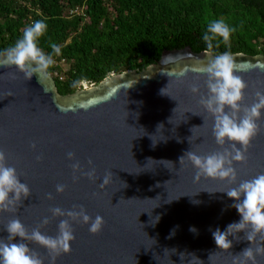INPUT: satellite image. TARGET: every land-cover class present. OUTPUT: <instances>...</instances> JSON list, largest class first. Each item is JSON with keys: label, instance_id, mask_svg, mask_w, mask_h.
<instances>
[{"label": "water", "instance_id": "95a60500", "mask_svg": "<svg viewBox=\"0 0 264 264\" xmlns=\"http://www.w3.org/2000/svg\"><path fill=\"white\" fill-rule=\"evenodd\" d=\"M232 54L241 65L236 74L248 84L242 104L250 106L255 93L264 92V54ZM205 61L204 51L189 46L164 50L157 63L140 71L112 74L65 95L49 73L39 81L35 74L26 79L15 66H0V149L31 192L15 212H0V238L8 236L12 219L31 232L45 217L49 223L40 231L55 237L59 222L68 218L54 217L50 209L83 205L91 217L104 218L103 228L92 234L89 225L72 221L71 251L55 264H232V256L251 242L240 232L239 241L229 237L233 246L224 251L212 232L241 219L226 191L264 173V110L246 162H233L236 181H195L197 169L179 158L187 151L223 150L213 136L214 118L198 103L208 93L206 74L198 71ZM77 161L83 171L94 167L95 179L78 171L74 181L71 165ZM109 172L112 179L101 188ZM58 184L66 185L63 193ZM29 247L50 264L46 248ZM257 262L264 264V256Z\"/></svg>", "mask_w": 264, "mask_h": 264}, {"label": "clouds", "instance_id": "9594fccd", "mask_svg": "<svg viewBox=\"0 0 264 264\" xmlns=\"http://www.w3.org/2000/svg\"><path fill=\"white\" fill-rule=\"evenodd\" d=\"M47 28L48 25L44 20L34 21L25 27L21 38L13 46L0 52V66L4 68L15 66L26 79H31L35 74L40 81L47 76V70L54 63L53 56L45 54L38 46V40L45 35ZM237 30V27L228 25L223 19L211 20L203 34V40L207 45L204 50L206 61L198 71L206 74L205 83L208 93L206 96L201 95L198 103L214 118L213 136L216 144L223 150L207 155H198L193 151H187L179 158L181 165L190 162L197 169L195 181L204 177L228 179L234 183L237 174L233 162H246V153L251 142L261 130L258 121L261 119L262 110H264V92L257 91L254 102L250 106L243 105L244 90L248 84L242 76L236 74L241 65L229 51L220 54L213 53L214 46L219 47L218 38H222V42L228 45L231 35ZM51 49L56 55L61 53L60 47L54 43L51 44ZM179 75L182 76L183 73ZM78 84L79 81H74L73 87H77ZM190 90L193 93H198L199 87L192 85ZM161 93L164 94L163 89ZM226 142L229 143L228 147H224ZM32 147L35 148L34 143ZM67 156L70 160L74 159L75 153L68 152ZM41 158L37 157L38 160ZM88 163L92 164L91 159ZM71 168L74 173V181L79 179L75 175L78 171L89 179H95L96 170L94 167L89 171H83L77 161L71 165ZM111 179L112 173L109 172L104 176L100 187L104 188ZM65 188L66 185L58 184L56 191L63 193ZM30 194V188L20 181L15 167L6 165V154L4 150L0 149V212H15ZM226 194L234 200L231 206L238 211L241 219L228 224L224 231L216 228L212 232L217 248L224 251L230 250L233 240L229 237L232 236L239 241L237 233L243 232V239L251 242L250 246L233 255L232 264H249V262L258 264L257 256H264V173L241 181L238 186L229 188ZM47 196L48 199H53L51 193H48ZM50 211L54 217L66 216L68 218L59 222L58 234L55 237L42 234L40 231L41 227L49 223L47 217L31 232L18 218L7 223L5 230L8 236L0 238V264H44L41 256L29 247L30 243H37L46 248L50 264H55L58 256L71 251L70 242L75 239L72 221L89 225L88 230L92 234L99 233L105 223L104 218L100 215H96L95 218L88 215L83 205H74L72 210L54 207ZM158 220L159 217H156V221ZM190 231L196 232L197 230L192 227ZM172 234L174 235V231ZM17 237L20 238L18 241ZM211 258L210 255L209 259Z\"/></svg>", "mask_w": 264, "mask_h": 264}, {"label": "trees", "instance_id": "16d2710c", "mask_svg": "<svg viewBox=\"0 0 264 264\" xmlns=\"http://www.w3.org/2000/svg\"><path fill=\"white\" fill-rule=\"evenodd\" d=\"M220 19L238 30L228 45L218 38L214 54H264V0H0V52L44 20L48 28L38 46L53 56L47 71L65 95L112 74L140 71L164 50L204 51L207 24Z\"/></svg>", "mask_w": 264, "mask_h": 264}, {"label": "built area", "instance_id": "2783aa9c", "mask_svg": "<svg viewBox=\"0 0 264 264\" xmlns=\"http://www.w3.org/2000/svg\"><path fill=\"white\" fill-rule=\"evenodd\" d=\"M87 84H83L82 87H86ZM92 85V84H91Z\"/></svg>", "mask_w": 264, "mask_h": 264}, {"label": "rangeland", "instance_id": "374dc122", "mask_svg": "<svg viewBox=\"0 0 264 264\" xmlns=\"http://www.w3.org/2000/svg\"><path fill=\"white\" fill-rule=\"evenodd\" d=\"M79 12H80V10H79ZM70 14V13H69ZM63 66V65H62ZM86 86H89L88 84L86 85Z\"/></svg>", "mask_w": 264, "mask_h": 264}]
</instances>
